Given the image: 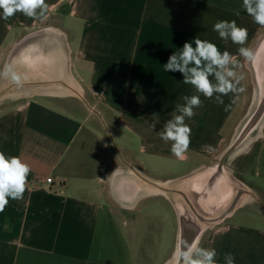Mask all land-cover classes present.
Wrapping results in <instances>:
<instances>
[{
  "label": "crops",
  "instance_id": "0c3cea01",
  "mask_svg": "<svg viewBox=\"0 0 264 264\" xmlns=\"http://www.w3.org/2000/svg\"><path fill=\"white\" fill-rule=\"evenodd\" d=\"M45 2L46 19L17 12L5 20L0 9V73L10 66L21 77L0 75V151L31 169L23 198L0 212V264H154L172 235L160 263L168 264L185 225L220 264L226 253L235 264H264V118L245 150L218 168L247 118L248 87L240 81L244 91L219 104L164 70L196 37L245 59L213 30L223 20L246 28L244 47L261 57L264 27L243 0ZM194 94L202 106L185 119L191 144L180 159L158 132ZM237 168L240 186L230 179ZM234 201L223 221H211Z\"/></svg>",
  "mask_w": 264,
  "mask_h": 264
},
{
  "label": "clouds",
  "instance_id": "9594fccd",
  "mask_svg": "<svg viewBox=\"0 0 264 264\" xmlns=\"http://www.w3.org/2000/svg\"><path fill=\"white\" fill-rule=\"evenodd\" d=\"M243 7L254 23L264 27V0H243ZM47 8L45 0H0V9L5 20L17 12L23 13L28 18L46 19ZM213 30L225 43L230 40L233 44L240 45L238 53L241 57L248 61L255 59L253 51L244 47L248 30L239 27L235 20L217 21L213 25ZM194 45L185 42L180 51L173 52L169 57L164 64V70L179 72L184 84L191 85L196 93L202 94L205 98L212 99L215 96L219 104H223L222 96L229 93L235 96L244 91L239 87L243 76L234 70L238 63L235 56L228 50L221 51L214 42L199 37L194 38ZM0 75L10 76L17 83L21 79L10 66H6ZM183 101V104L176 105V109L170 114L171 118L158 132L162 141L171 142V153L180 159L185 158L191 144L192 130L185 119L194 117L196 115L194 109L202 106L200 95H186ZM157 122H153L150 127L155 129ZM202 148L209 152L213 150L211 145H203ZM30 171V166L18 156H8L0 151V212L5 210L10 199L23 198ZM216 257L217 251L214 248H202L198 242H185L177 247L168 264H220ZM224 262L235 264V258L232 254L226 253Z\"/></svg>",
  "mask_w": 264,
  "mask_h": 264
},
{
  "label": "rangeland",
  "instance_id": "374dc122",
  "mask_svg": "<svg viewBox=\"0 0 264 264\" xmlns=\"http://www.w3.org/2000/svg\"><path fill=\"white\" fill-rule=\"evenodd\" d=\"M238 63H237V66L235 67L234 70H236L238 68V71L239 73H241V75L243 76V79L241 80V83L243 86H245L246 88L248 87V95H249V100L251 103L249 104L250 106V109L248 111V114H247V118L243 121V123L239 126L237 132H236V136L235 138L238 136V134H241V132L243 131V128H244V125L246 124V122L249 120V118L251 117V115L255 112L258 104H259V100L258 98L261 96V93L258 89V74L255 73V69H254V66H253V60L252 61H249L247 62V60L245 59H240V60H237ZM246 61V63H245ZM249 63V65H248ZM239 65H241V67L239 68ZM246 68H245V67ZM243 67V68H242ZM247 67H248V70H247ZM242 70V71H241ZM245 70H247V72L245 73ZM2 92V89L0 87V93ZM1 95V94H0ZM2 97V96H0ZM5 102V99H1L0 98V105L3 104ZM254 132V131H253ZM250 136L245 139V141L241 144L240 148H238L237 150H235V152L230 155L225 161H224V165L227 167V164L229 163V161L231 160H234V158H236V156L239 155V152H243L245 150V147H246V144H248L247 142L250 140L249 139ZM221 158V156H220ZM218 158L215 163H217L219 161ZM231 164V163H230ZM213 165V163L211 164ZM210 165V167H211ZM236 171L232 174V172H230V179L231 181L236 185V186H240V183H239V179H240V170L238 171V168L235 169ZM239 172V173H238ZM236 194V191H233L232 192V196ZM156 200H150L148 203H154ZM150 203V204H151ZM152 208V209H151ZM151 211L152 212H155L156 210L160 209V205H156V206H153L151 207ZM163 212V211H162ZM158 213V212H157ZM223 221V220H222ZM221 221V222H222ZM160 223V227H161V230H162V223L160 220H155L154 221V224L156 225H159ZM220 223V222H219ZM203 224V223H201ZM218 225V223H217ZM203 226V225H202ZM216 226L215 225H205V227H203V230L206 231V230H209L211 229L212 227ZM163 228L165 230H170L171 229V226H163ZM162 234H165V232L163 231ZM162 241L163 240V236H162ZM172 242H173V237L172 235H170L169 237H167L165 239V243L164 245H162V247L160 248V251L157 255V258L155 259L154 261V264H160L166 257H168L171 253V247H172Z\"/></svg>",
  "mask_w": 264,
  "mask_h": 264
},
{
  "label": "water",
  "instance_id": "95a60500",
  "mask_svg": "<svg viewBox=\"0 0 264 264\" xmlns=\"http://www.w3.org/2000/svg\"><path fill=\"white\" fill-rule=\"evenodd\" d=\"M257 48L254 50L253 53H255ZM264 83V79L262 81ZM264 94V91L261 92L259 104L255 110V112L251 115L249 120L246 122L244 125L243 131L241 134H238V136L233 140V142L230 144V146L224 151V153L221 155V158L219 159L218 162V168H221L223 165L224 161L232 155L235 150L240 148L241 144L247 139L253 131L258 127V125L261 123V121L264 118V99L262 98V95ZM237 204V201H234L231 206L228 208L224 214H222L219 218H216L214 220H211L212 222H218L225 218L228 213H230L231 210L234 209L235 205ZM198 231V228L196 229ZM196 237H193L188 234V231L186 230L185 226H181V234H180V240H179V246L182 245L183 243H192Z\"/></svg>",
  "mask_w": 264,
  "mask_h": 264
},
{
  "label": "flooded vegetation",
  "instance_id": "af4514ba",
  "mask_svg": "<svg viewBox=\"0 0 264 264\" xmlns=\"http://www.w3.org/2000/svg\"><path fill=\"white\" fill-rule=\"evenodd\" d=\"M261 51H263L261 53L262 55L258 59L256 58V54L254 53L255 59L253 60V66L256 74H258V82L263 84L262 81L264 79V57L262 56L264 55V48ZM262 98L264 99V94L262 95Z\"/></svg>",
  "mask_w": 264,
  "mask_h": 264
},
{
  "label": "bare ground",
  "instance_id": "6f19581e",
  "mask_svg": "<svg viewBox=\"0 0 264 264\" xmlns=\"http://www.w3.org/2000/svg\"><path fill=\"white\" fill-rule=\"evenodd\" d=\"M260 48H261V47H260ZM185 227H186V230L188 231V234H189V235H191V233H192V229L195 230V228L192 227V225H191V226H190V225H185Z\"/></svg>",
  "mask_w": 264,
  "mask_h": 264
},
{
  "label": "built area",
  "instance_id": "2783aa9c",
  "mask_svg": "<svg viewBox=\"0 0 264 264\" xmlns=\"http://www.w3.org/2000/svg\"><path fill=\"white\" fill-rule=\"evenodd\" d=\"M45 182L47 185H51L53 183V179L51 177H48L45 179Z\"/></svg>",
  "mask_w": 264,
  "mask_h": 264
}]
</instances>
